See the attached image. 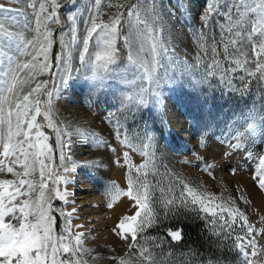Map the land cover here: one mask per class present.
Segmentation results:
<instances>
[{"label":"rangeland","instance_id":"374dc122","mask_svg":"<svg viewBox=\"0 0 264 264\" xmlns=\"http://www.w3.org/2000/svg\"><path fill=\"white\" fill-rule=\"evenodd\" d=\"M130 1L106 0V3L102 4L97 23H109L118 13H123V27L119 28V36L115 41L117 62L110 66V71H100L103 76L101 81L90 80L92 73L80 64L75 49L71 63L76 70L64 85H61L58 79H52L47 71L37 77L38 80L51 81L53 84L49 91L41 90V114L37 116V121L42 125L41 131L48 136L47 143L52 149V178L48 179L46 169L45 196L51 197L48 203L54 209L53 233L60 235L66 223L72 225L73 236L77 233L73 217L68 220L66 216L60 215L61 212H70L69 195H74V203L82 207L79 212L82 213L83 216L80 215L88 228V233L82 240L83 247L88 249L87 255L83 257L87 264H119L120 258H123L126 264H140L137 259L139 250L141 245L146 249V231L153 223L146 226L142 233L143 238L139 237L140 233L137 234L139 243L130 248L129 245L133 243L131 234L118 227L124 216L134 215L137 211L135 201L126 195H118L120 191L127 192L129 176L134 183L150 185L155 189L153 193L169 195L174 190L181 193L187 185L201 198L202 194L216 197L215 204L225 202L227 207V202L235 201L232 206L238 207L250 223L257 228H264V220L261 219L264 217V190L254 183L259 159L264 157V73L256 71L255 62L259 60V63L264 65V55L257 57L253 50L254 45L258 50L259 45L264 44V37L256 34L250 42L246 38L240 41L234 35L235 32H241L242 35L251 32L249 21L254 19L256 14L244 17L243 20L235 15L229 24L223 15L224 9L217 0L216 6L220 9V14L213 13L214 19L210 20L209 30L200 17L206 5L212 4L213 0H187L186 3L181 0L176 11H173L170 5L175 6L179 0H162L163 8L167 9L163 18V35L177 54L178 63L168 68L167 76L163 70L160 71L163 79L155 89L159 92L158 95L153 96L150 92H145L146 103L140 105L126 100V97L138 92L137 86L140 84L137 70L128 61L129 48L124 44V37L129 34L125 9L136 0L131 3ZM248 2L252 3V0ZM58 3L59 23L52 25L54 43L50 55L53 58L61 51V35L70 28L68 16L80 10L82 16L77 19V29L78 35L82 36L85 28L83 21L88 18L87 9L90 7L89 0H58ZM10 6L19 5L12 3ZM238 20L241 21L239 25ZM15 31L20 32L22 29ZM24 34L29 39L35 35L32 32ZM65 39L68 37L65 36ZM233 40L238 42L232 44ZM6 43L0 36V51L7 52V48L3 47ZM213 43L217 49L215 58L219 60L220 65L225 69H233L229 77L232 81L230 87L221 81L220 72L215 76L206 75V65L213 59ZM97 50L99 49L94 48L90 41V51ZM198 55L203 63H197ZM26 59L28 58L20 57V62L23 63ZM184 61L194 67L185 70L182 66ZM250 72H255V75H249ZM31 87H35V82ZM143 87L149 88V85L145 83ZM29 90V86L25 85L24 94ZM48 92L52 93L50 115L53 123L71 134L70 156L75 165H61L60 149L57 146L58 133L48 126V120L43 115L49 112ZM248 123L255 125V131L246 134L241 149L226 156L225 153L229 151L228 144L221 141L230 139L229 133L246 132ZM117 127L123 133L119 139L114 134ZM146 136H152L153 139L148 141ZM125 138L128 144L123 142ZM165 142L179 150L176 157L165 152ZM145 144L149 147L145 148ZM2 152L3 144L0 143V153ZM140 165L144 167L139 168L137 172ZM207 165L212 166L211 174L205 170ZM162 166L166 174L174 176V182L180 189H174L171 181L167 186L154 183L152 176L156 177ZM64 167L74 170L65 173ZM16 170L23 171L19 165ZM57 173L66 175L70 181H76L73 191H69V183H53ZM2 179L16 180L17 177L3 172L0 173V180ZM29 179L37 185L36 191L31 194L35 200L39 197L38 166ZM54 188L61 192L66 190V200L55 197L52 192ZM9 190L12 189L9 187ZM135 190L133 189V193ZM0 191H3V188H0ZM140 191L143 192L144 189L141 188ZM80 192L82 194H79ZM241 195L247 202L238 199ZM24 198L26 197H21ZM81 199L86 200L80 201ZM188 200H191L190 196ZM80 202L84 204L80 205ZM196 205L200 208L199 204ZM151 206L156 211L155 203ZM84 208H91L89 214H83ZM29 219L34 222V217ZM211 219L210 217V222ZM9 220L19 227L18 220L12 219L11 216L5 217L6 222ZM215 228L220 233V225ZM239 228L240 224L237 222V231L229 238L232 237L235 241L236 235L243 236L244 233L239 231ZM122 235H127L128 239H122ZM257 241L259 252L249 258L253 259L255 264H264V239L257 235ZM248 251L251 252V249ZM241 258L244 261L246 259L243 254Z\"/></svg>","mask_w":264,"mask_h":264},{"label":"snow or ice","instance_id":"6c2138e0","mask_svg":"<svg viewBox=\"0 0 264 264\" xmlns=\"http://www.w3.org/2000/svg\"><path fill=\"white\" fill-rule=\"evenodd\" d=\"M186 2L187 0H183V3ZM12 3L19 6H10ZM104 3L106 0H89L90 7L87 9L89 15L83 21L85 28L82 36L78 35L77 29V19L82 16L80 10L78 9L68 16L70 28L61 35V51L56 53L53 58L50 55L54 43L52 25L59 23L57 10L60 8V4L58 0H0V36L7 41L3 45L7 48V52L0 51V143L3 144V152L0 153V156L3 157L0 158V173L7 172L17 177L16 180H0V188H3V191H0V264H87L83 258L88 253V249L83 247V233L77 232L73 236L70 223L65 224L60 235L57 236L53 233L55 218L52 216V212L54 209L48 203L51 197L45 196L46 169L48 170V179L52 178V149L47 143L48 136L41 131L42 125L37 121V116L41 114V90L47 91L48 81L38 80L37 77L47 71L52 79H58L60 84L64 85L72 76V72L76 70L71 63L75 49L80 64L87 67L92 73L89 77L90 80L101 81L103 79L100 71H110V66L117 62L118 53L115 41L119 36V28L123 27L121 23L123 13H118L109 23L102 21L97 23ZM180 3L181 0L175 6L170 5V7L176 11L180 7ZM219 3L224 9L223 15L229 24L232 23L235 15L243 20L244 17L256 14L255 18L249 21L251 32L243 35L241 32L234 33L240 41L246 38L251 42L256 34L264 37V0H252V3H249L248 0H219ZM253 3L255 6H252ZM216 5L217 0H213L212 4L206 5L205 11L201 13L200 20L209 30H211L210 20L214 19L213 13L220 14V9ZM166 11L167 9L163 8L162 0H136L135 3L127 6L128 20L126 23L129 26V34L124 37V44L129 48V64L137 70L140 81L137 86L138 92L126 97L127 101L144 105L146 103L145 92H150L153 96L158 95L159 92L155 89L160 86L163 79L159 74L160 71L163 70L167 76L168 68L178 63L177 54L163 35L165 32L163 18ZM240 23L241 21L238 20L237 25ZM17 29H22V31H15ZM231 31L230 27L229 32ZM25 32H32L35 35L29 39L24 34ZM65 36L68 37L67 40ZM90 41L92 46L99 50L90 51ZM237 42L236 40L231 41L232 44ZM253 50L257 57L264 55V44L259 45L258 50L254 45ZM8 53L13 54L9 55ZM211 55L213 59L210 64L206 65V75L215 76L217 72H220L221 81L230 87L232 81L229 77L233 69H225L220 65L219 60L215 58L217 49L214 43L211 47ZM20 57L28 59L21 63ZM196 59L198 64L203 63L199 55ZM255 63L256 71L264 73V65H261L259 60ZM182 66L185 70L194 67L187 61L182 62ZM249 75H255V72H250ZM33 82H35V87H31ZM201 82L197 81V83ZM145 83L149 85V88L143 87ZM25 85L30 89L26 94H24ZM51 98L52 93L48 92L49 112L43 114L44 118L48 120V126L58 133L57 146L60 149L61 165L65 163L75 165L70 156L72 151L71 134L64 132L51 119ZM255 129L253 123H248L246 132L229 133L230 139L221 141V143L227 142L228 144L229 151L225 155L230 156L233 152L241 149L246 134H251ZM114 134L118 139L123 136L118 127ZM146 139L151 141L153 137L146 136ZM123 142L129 143L126 138ZM144 147L147 148L149 145L145 144ZM125 158L127 159V153H125ZM17 165L23 171H17ZM37 166L40 175L39 197L33 200L31 194L36 191L37 185L29 177L37 170ZM143 167L144 165L138 166L137 172L139 168ZM211 167V165H207L205 168L209 174H211ZM72 170L74 168L64 167L65 173ZM61 181L65 185L70 182L66 175L57 173L53 183L58 184ZM254 183L259 189L264 190V157L259 159V168L255 171ZM9 187L12 189L11 191ZM134 188L136 189L135 194L133 193ZM141 188L144 189L143 192L140 191ZM154 190L147 183L142 185L134 183L129 176L127 192H118V195H126L135 201L137 206L134 215L124 216L118 224L120 229L131 234L133 243L129 245L130 248L139 243L137 234L143 233L146 226L158 219V214L151 206L155 203L152 195ZM52 192L55 197L66 200V190L61 192L58 188H54ZM202 195L203 198L197 196L195 191L186 185L184 192H181L178 197L162 200L160 210L162 212L178 210L176 208L178 202L183 207H186L189 202L192 205L199 204L200 211L206 214V218L210 214L213 226L220 225V235L223 236H231L234 231H237L236 223L239 222V231H243L244 235L235 236L234 247L238 253L246 257L243 264H255V261L249 257L258 254L257 235L264 239V228H257L250 223L238 207L232 206L235 201L227 202L228 206L226 207L225 202L215 204L216 197L209 194ZM189 196L191 197L190 201L188 200ZM21 197L26 198L21 199ZM238 199L245 200V197L241 195ZM245 202L247 201L245 200ZM74 211L75 209L69 213L61 212L60 215L66 216L70 220ZM8 216L18 220L19 227L14 225L11 220L6 222L5 217ZM29 217H34V222ZM261 219L264 220V217ZM168 235L175 241L181 239L179 230H170ZM122 239L127 240L128 236L122 235ZM249 249L251 252L248 251ZM137 259L140 264H155L151 252L143 245L140 247ZM119 264H126V261L120 258Z\"/></svg>","mask_w":264,"mask_h":264},{"label":"trees","instance_id":"16d2710c","mask_svg":"<svg viewBox=\"0 0 264 264\" xmlns=\"http://www.w3.org/2000/svg\"><path fill=\"white\" fill-rule=\"evenodd\" d=\"M133 1L131 0L130 3ZM52 85V82L49 81L46 87L47 91L52 88ZM164 148L165 152L173 157L179 154V150L175 146L166 142ZM152 178H154V183H158V186H167L171 181L174 189H180L174 182V176L166 174L163 166L160 173ZM179 195L178 190H174L169 195L153 193L158 219L146 231L148 241L145 242V245L146 249L151 252L155 264H243L244 260L234 247L235 241L232 237L220 235L217 228L211 224L210 216L206 218V214L200 211L197 205H192L189 202L186 207H183L178 202L176 205L178 210L172 212L160 210L162 199L165 200L166 197L172 199ZM170 230H179L181 239L179 241L172 240L168 235ZM139 237L143 238L144 234L140 233Z\"/></svg>","mask_w":264,"mask_h":264},{"label":"bare ground","instance_id":"6f19581e","mask_svg":"<svg viewBox=\"0 0 264 264\" xmlns=\"http://www.w3.org/2000/svg\"><path fill=\"white\" fill-rule=\"evenodd\" d=\"M73 179H74V177H73ZM75 179H76V177H75ZM74 185H76V181L75 180H72V181L69 182V186H68L69 187V191H73L72 188H74ZM77 188H78V186H77ZM79 194H82V192H80ZM81 198H83V197L81 196ZM85 200L86 199H81L80 201H85ZM74 202H75L74 201V195H72V194L69 195V203H70L69 209H70V212H72L73 209H75V211L73 212V215H72L73 222H74V228H75L76 232H81L84 235H86L88 233V228L85 227L86 225H85V222H84V220L82 218L83 215H82V213L79 212L82 209V207H80V206L78 207V205H77L78 203L76 204ZM79 204L83 205L84 202H80ZM84 209H83V212H84L83 214H86L91 208H89V210L88 209L84 210ZM91 213H93V211H91ZM88 214H89V212H88ZM77 225H79L80 227L77 228L76 227Z\"/></svg>","mask_w":264,"mask_h":264}]
</instances>
